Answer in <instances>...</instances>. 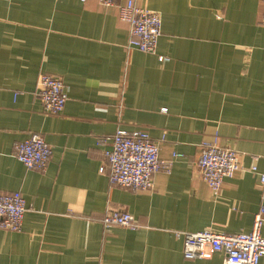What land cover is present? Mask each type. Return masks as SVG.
<instances>
[{
	"label": "crops",
	"instance_id": "crops-1",
	"mask_svg": "<svg viewBox=\"0 0 264 264\" xmlns=\"http://www.w3.org/2000/svg\"><path fill=\"white\" fill-rule=\"evenodd\" d=\"M125 1L0 0V193L27 207L19 231L0 228V264H223L184 258L183 233H248L264 207L263 0H134L160 14L154 52L129 45ZM42 73L66 87L57 114L35 95ZM117 129L145 130L171 161L151 189L99 171ZM31 134L51 147L43 170L13 154ZM206 142L238 153L217 193L195 163ZM109 208L141 227L104 226Z\"/></svg>",
	"mask_w": 264,
	"mask_h": 264
},
{
	"label": "built area",
	"instance_id": "built-area-1",
	"mask_svg": "<svg viewBox=\"0 0 264 264\" xmlns=\"http://www.w3.org/2000/svg\"><path fill=\"white\" fill-rule=\"evenodd\" d=\"M84 2L85 0H80ZM111 6L115 0H98ZM264 3V0H263ZM119 16L129 24V45L142 52H154L161 34V17L157 11L139 7L134 0H126L119 8ZM264 27V11L260 18ZM161 61L165 60L160 56ZM35 95L40 99L45 113H59L67 100L63 81L54 75H38ZM51 147L39 134H31L14 145L13 154L25 167L43 170L51 155ZM104 165L112 185L132 191L153 187V176L171 161L159 158V144L151 140L142 129H117L111 139V147L103 151ZM177 155L174 154V157ZM201 178L217 193L224 178L231 177L239 169L238 153L215 142L203 143L196 159ZM255 167H251L255 171ZM259 183L264 186V173H258ZM25 200L19 191L0 193V228L19 231L24 213ZM104 226H123L129 229L141 227L135 217L120 208H109L101 216ZM264 222V207L254 216L252 230L248 233L224 234L210 229L183 233L182 256L186 259L206 258L215 252H223V264H258L264 256V238L260 226Z\"/></svg>",
	"mask_w": 264,
	"mask_h": 264
}]
</instances>
